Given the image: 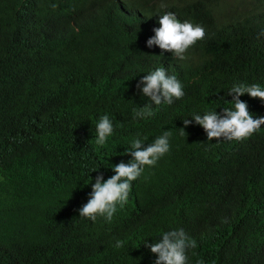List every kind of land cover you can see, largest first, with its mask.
I'll use <instances>...</instances> for the list:
<instances>
[{
    "label": "clouds",
    "instance_id": "clouds-1",
    "mask_svg": "<svg viewBox=\"0 0 264 264\" xmlns=\"http://www.w3.org/2000/svg\"><path fill=\"white\" fill-rule=\"evenodd\" d=\"M43 1L63 110L8 156L1 224L43 264H264V0Z\"/></svg>",
    "mask_w": 264,
    "mask_h": 264
},
{
    "label": "trees",
    "instance_id": "trees-1",
    "mask_svg": "<svg viewBox=\"0 0 264 264\" xmlns=\"http://www.w3.org/2000/svg\"><path fill=\"white\" fill-rule=\"evenodd\" d=\"M43 5V0H0V122H3L0 124V176L16 173L8 156L36 158V141L28 139L27 133L31 126L39 122L52 128L61 118L63 108L58 107L56 75L61 62L57 50L46 45L41 36L38 17L44 11ZM61 38L66 43L71 42L66 36ZM21 84L25 87L23 94ZM34 112L44 114L32 119ZM4 121L18 125L8 129ZM238 168L244 173L243 166L236 165V172L242 177ZM27 197L22 194L17 204L6 208L0 193V264L44 263L38 248L44 250L46 244L36 238L19 244L22 229L28 225L25 214H10L6 223L1 224L9 212L27 207ZM247 204L256 211L262 208L256 200ZM58 255L62 264H72V254L66 245L58 250Z\"/></svg>",
    "mask_w": 264,
    "mask_h": 264
}]
</instances>
